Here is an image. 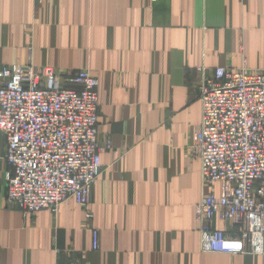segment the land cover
I'll return each instance as SVG.
<instances>
[{"label":"crops","instance_id":"crops-1","mask_svg":"<svg viewBox=\"0 0 264 264\" xmlns=\"http://www.w3.org/2000/svg\"><path fill=\"white\" fill-rule=\"evenodd\" d=\"M11 64L93 74L102 172L88 210L25 215L7 201L4 141L0 264H264L218 218L230 252L202 248L197 207L221 184L203 187L196 149L204 80L264 72V0H0V69Z\"/></svg>","mask_w":264,"mask_h":264},{"label":"built area","instance_id":"built-area-1","mask_svg":"<svg viewBox=\"0 0 264 264\" xmlns=\"http://www.w3.org/2000/svg\"><path fill=\"white\" fill-rule=\"evenodd\" d=\"M98 88L88 70L65 78L51 67L0 69L6 196L25 215L56 212L69 200L88 210L102 172ZM200 98L202 185L221 184L220 196L203 194L197 207L202 248L230 252L225 232L211 226L218 218L238 227L239 253L264 255V72L217 68L202 83ZM93 249H99L98 231Z\"/></svg>","mask_w":264,"mask_h":264},{"label":"rangeland","instance_id":"rangeland-1","mask_svg":"<svg viewBox=\"0 0 264 264\" xmlns=\"http://www.w3.org/2000/svg\"><path fill=\"white\" fill-rule=\"evenodd\" d=\"M4 135L2 134V132H0V148H4L5 144H4Z\"/></svg>","mask_w":264,"mask_h":264}]
</instances>
